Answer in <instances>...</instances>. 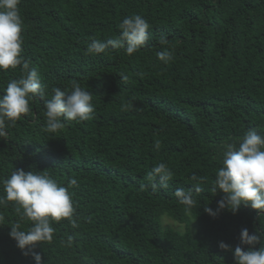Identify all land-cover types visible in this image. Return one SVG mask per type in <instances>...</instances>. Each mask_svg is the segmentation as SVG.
<instances>
[{"label":"trees","instance_id":"trees-1","mask_svg":"<svg viewBox=\"0 0 264 264\" xmlns=\"http://www.w3.org/2000/svg\"><path fill=\"white\" fill-rule=\"evenodd\" d=\"M18 7L22 55L46 87L0 138V196L18 169L79 185L69 188L78 226L52 222V241L34 249L44 264H235L219 242L234 249L241 229L264 228V211L242 204L213 218L205 208L216 210L225 195L211 189L226 145L250 129L264 135V0H20ZM134 14L150 24L145 47L86 53L92 39L117 37ZM165 48L175 50L167 64L157 57ZM20 75L21 66L0 70V95ZM74 82L92 93L93 119L46 132L44 102L53 87L71 91ZM160 162L173 173L168 187L141 189ZM194 174L206 180L188 209L174 193L193 188ZM165 215L184 232L164 227ZM0 216V264H35L9 236L12 225L28 231L31 221H20L14 202Z\"/></svg>","mask_w":264,"mask_h":264},{"label":"clouds","instance_id":"clouds-1","mask_svg":"<svg viewBox=\"0 0 264 264\" xmlns=\"http://www.w3.org/2000/svg\"><path fill=\"white\" fill-rule=\"evenodd\" d=\"M20 0H0V70L15 69L21 66L18 79L10 80L0 95V138L7 135L5 129L14 126L22 115L31 111L29 102L37 95H45V85L34 68L29 67V61L22 55L24 39L22 36L23 19L19 10ZM120 34L107 41L92 39L87 44V54H100L111 49L124 48L131 55L147 45L149 40V22L139 14L126 16L119 23ZM161 45H168L165 36L160 37ZM157 57L164 64L174 60L175 50L165 48L157 53ZM127 79V77H122ZM51 99L44 102L45 128L48 133L55 134L65 127L64 120L77 123L93 119L95 107L92 103V93L82 88L78 83L71 85V91L59 87L52 88ZM131 103H123L122 110H128ZM162 142L155 140L154 149L159 151ZM221 167L216 170L214 186L216 193L222 191L225 195L217 202L216 210L210 207L205 212L215 218L220 211L227 209L235 214L243 204L252 209L264 211V135L255 129L248 130L238 144L228 143L223 151ZM173 173L164 162L156 164L146 174L147 185L155 192L166 189ZM195 181L193 188L185 190L178 188L174 195L178 202L188 209L197 203L195 193L202 191L200 185L206 177H191ZM76 178L68 182V186L60 185L52 179L47 171L14 170L10 177L3 181L4 195L0 196V208L6 207L8 202H14L15 210L20 221H31L28 231L21 230L17 222L11 226L10 238L14 239L23 255H31L35 264H44L41 254L34 251L37 244L51 242L54 228L52 222L68 219L72 227H77L74 219L75 208L70 187H78ZM4 217L0 216V221ZM240 243L234 249L221 241L219 249L230 251L235 264H264V228L250 234L247 228L241 229ZM72 237L67 243L71 245ZM257 245L259 247L257 248ZM243 246H247L244 250Z\"/></svg>","mask_w":264,"mask_h":264},{"label":"rangeland","instance_id":"rangeland-1","mask_svg":"<svg viewBox=\"0 0 264 264\" xmlns=\"http://www.w3.org/2000/svg\"><path fill=\"white\" fill-rule=\"evenodd\" d=\"M167 218H169L167 215H165L162 218V222H163L164 227L172 228V229H174L175 231H177L179 233H183L184 232V227H186L185 225H181V224H179V223H177L175 221H172L170 219H167Z\"/></svg>","mask_w":264,"mask_h":264}]
</instances>
